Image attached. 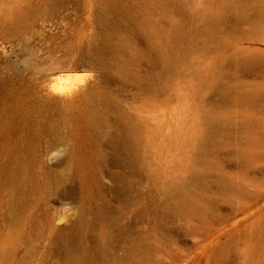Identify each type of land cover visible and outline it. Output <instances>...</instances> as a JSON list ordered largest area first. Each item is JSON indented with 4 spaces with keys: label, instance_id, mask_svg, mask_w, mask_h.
I'll list each match as a JSON object with an SVG mask.
<instances>
[{
    "label": "rangeland",
    "instance_id": "rangeland-1",
    "mask_svg": "<svg viewBox=\"0 0 264 264\" xmlns=\"http://www.w3.org/2000/svg\"><path fill=\"white\" fill-rule=\"evenodd\" d=\"M0 264H264V0H0Z\"/></svg>",
    "mask_w": 264,
    "mask_h": 264
},
{
    "label": "bare ground",
    "instance_id": "bare-ground-1",
    "mask_svg": "<svg viewBox=\"0 0 264 264\" xmlns=\"http://www.w3.org/2000/svg\"><path fill=\"white\" fill-rule=\"evenodd\" d=\"M91 106L96 109L97 105H96L95 101L91 102Z\"/></svg>",
    "mask_w": 264,
    "mask_h": 264
}]
</instances>
